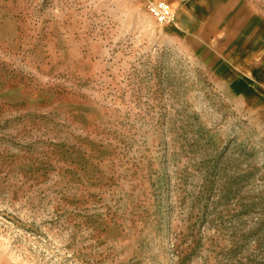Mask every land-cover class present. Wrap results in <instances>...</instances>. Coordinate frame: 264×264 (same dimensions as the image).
I'll use <instances>...</instances> for the list:
<instances>
[{
  "label": "rangeland",
  "instance_id": "374dc122",
  "mask_svg": "<svg viewBox=\"0 0 264 264\" xmlns=\"http://www.w3.org/2000/svg\"><path fill=\"white\" fill-rule=\"evenodd\" d=\"M153 1L0 0V264H264L263 125Z\"/></svg>",
  "mask_w": 264,
  "mask_h": 264
},
{
  "label": "crops",
  "instance_id": "0c3cea01",
  "mask_svg": "<svg viewBox=\"0 0 264 264\" xmlns=\"http://www.w3.org/2000/svg\"><path fill=\"white\" fill-rule=\"evenodd\" d=\"M184 3L178 19L174 18L178 30L174 38L203 66L221 70L220 81L233 95L245 99L254 121L264 129V35L255 36V31L246 27L253 12L248 15L247 5L238 6L239 0Z\"/></svg>",
  "mask_w": 264,
  "mask_h": 264
},
{
  "label": "built area",
  "instance_id": "2783aa9c",
  "mask_svg": "<svg viewBox=\"0 0 264 264\" xmlns=\"http://www.w3.org/2000/svg\"><path fill=\"white\" fill-rule=\"evenodd\" d=\"M149 12L160 23H168L174 19V12L170 2L167 0H157L149 4Z\"/></svg>",
  "mask_w": 264,
  "mask_h": 264
},
{
  "label": "bare ground",
  "instance_id": "6f19581e",
  "mask_svg": "<svg viewBox=\"0 0 264 264\" xmlns=\"http://www.w3.org/2000/svg\"><path fill=\"white\" fill-rule=\"evenodd\" d=\"M174 20V19H173ZM173 20H171L170 22H172ZM169 23V22H168ZM174 23V22H173Z\"/></svg>",
  "mask_w": 264,
  "mask_h": 264
}]
</instances>
